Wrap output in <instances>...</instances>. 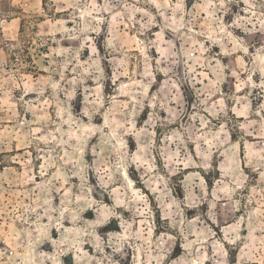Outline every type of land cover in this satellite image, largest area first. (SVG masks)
<instances>
[{
    "label": "rangeland",
    "instance_id": "obj_1",
    "mask_svg": "<svg viewBox=\"0 0 264 264\" xmlns=\"http://www.w3.org/2000/svg\"><path fill=\"white\" fill-rule=\"evenodd\" d=\"M0 264H264V0H0Z\"/></svg>",
    "mask_w": 264,
    "mask_h": 264
}]
</instances>
